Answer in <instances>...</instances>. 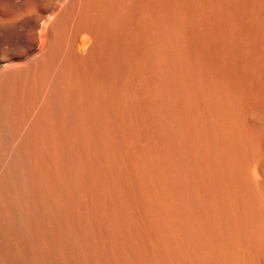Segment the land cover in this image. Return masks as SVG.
<instances>
[{
	"label": "bare ground",
	"instance_id": "bare-ground-1",
	"mask_svg": "<svg viewBox=\"0 0 264 264\" xmlns=\"http://www.w3.org/2000/svg\"><path fill=\"white\" fill-rule=\"evenodd\" d=\"M186 24L189 75L147 56L136 75L151 114L140 145L136 129L96 140L92 126L142 91L124 82L117 99L133 43L158 52ZM96 152L137 264L151 260L128 232L136 205L159 264H264V0H0V264H95Z\"/></svg>",
	"mask_w": 264,
	"mask_h": 264
},
{
	"label": "rangeland",
	"instance_id": "rangeland-1",
	"mask_svg": "<svg viewBox=\"0 0 264 264\" xmlns=\"http://www.w3.org/2000/svg\"><path fill=\"white\" fill-rule=\"evenodd\" d=\"M152 2H153V0H149V4H152ZM185 15H186V20H187V22L189 24V17H188L190 15L189 3L186 4V7H185ZM187 31H189V25L186 24L185 30L183 32L184 33L183 39L181 40V42H179L177 45L170 46L169 48H165V47L164 48H160L158 52H157V50H154V51L153 50H149L148 51L146 48L140 47L139 44L133 43L132 50H131L133 52V55L131 54V60H132L131 63H132V66H134V64H135L137 67H135V66H134L135 68L132 67L134 71H132V74H130L131 76L130 75H128V76L127 75H116V77H117V79H116V81H117V88H118V90H117V99L118 100L121 99V95H120L121 92H122L121 90L124 89V88H122L121 85H123V84L126 83L128 86L126 85L125 88L126 89L128 88V90L131 91V93L134 92L135 89L139 87V86H137L138 83L136 82V80L138 81V77H136V75H142V73L139 71V69L143 65V62L145 60H147V58L149 60V61L147 60V63L149 62L150 65H153V67L155 66L154 63L155 64H159L160 63L161 67L163 66V68L164 67H168V68H170L172 70L181 72L182 75L183 74L184 75H189L190 32H187ZM138 49L141 50V51H139ZM142 49L144 51H142ZM146 52H148V53H146ZM154 52H156V54ZM176 52H177V54H176ZM134 53H135V55H134ZM154 54H155V56H154ZM146 56H147V58H146ZM132 57H133L134 60L132 59ZM153 57H155V58H153ZM157 58H159V59H157ZM138 62H140V63H138ZM135 70H137V71H135ZM135 72H137V73H135ZM143 73L144 74L146 73V76L145 77H147L146 78L147 79V82L149 84H152L154 82V80H153V75H155L154 72L151 71V70L149 71V70L146 69L145 72H143ZM120 86H121V88H119ZM130 86H134V87L131 88ZM135 86H137V87L135 88ZM129 88H131V89H129ZM119 89H121V90H119ZM139 89H140V87H139ZM141 90L142 89H140L139 91H141ZM119 91H121V92H119ZM136 91L137 92H134V93L137 96V94H139L138 93L139 91L138 90H136ZM138 96H141V97L142 96H145V92L142 90ZM138 96L137 97L134 96L135 99H133L131 103H124L122 105V102H121V110H119L116 113L117 114V116H116L117 118L114 121L113 120L111 121V119L110 120L107 119L106 122L105 121H102V122H100L98 124H94V126H92V130L94 131V137H95L96 140H99V139L100 140H103V141L107 142V144H109V145L110 144H114V143H116L118 141H122V139H128L129 136H130L131 129H134V130L136 129L135 131L137 133V137L139 139L138 142H139V145H140V142L142 141V138L144 136L143 133L145 131L144 124H145V122H148L151 119V114H150L149 109L147 107V104H146V101H145V97H142L141 99H139L140 97H138ZM141 101H144L143 102L144 106H142L143 108L140 107L143 104L142 103L139 104V102H141ZM172 102L173 101H171V104H172ZM107 112H108L109 115H112L111 108H109L107 110ZM122 117H124V119L126 120V123H124V126L120 125V121H119ZM167 122H169V123H167V125L172 130V118L169 121H167ZM124 152H125V149H124ZM132 153H135V149L131 150V154ZM168 153H169V159H168V161H169V164H170V166L172 168V163H173V145H172V141H171V143L168 146ZM95 154H97V155H94L93 160H92V165H91V168H90L89 178H88V188H87V199H88V203L90 202L89 205H90V207L92 209V215H93V217H95V218H93L94 219V231H95V234L97 233L96 234L97 235L96 236L97 237V252H96V255H95L94 263L95 264H137L138 260L136 262V259L138 257H137V254L134 253L135 250L134 251H133V249L131 250V248L129 247V244L125 240H124V243L126 242L127 244L126 243H125L126 245L123 244L124 247L122 249H121V246H120L121 243H119V242H121L120 241V237H119V236H121V231L119 233L117 231V227H120V225L122 226L123 225L122 224L123 221H119L117 219V216L114 215L115 214V211H113V210L117 209V207H115V206H117V204H119V203L116 202V200L118 202H119V200L116 198V196H112L111 197L110 196L111 195L110 194V190L107 189L106 187H104V188L102 187L101 188V190H102L101 193L99 192V190H100L99 189V187H100L99 186V183L103 179V178H100V177L103 176L102 170H101V164H100L101 163L100 162L101 154L98 153V152H96ZM122 164L124 166L125 165V162H122ZM119 182L117 183L116 186L119 189V191H121V192H119L118 194H121V196L123 195L122 198H124L125 200H127L128 203L132 202V199H130L131 193L128 190L129 189L128 188L129 187L128 184L126 182L125 183H122V182L119 183ZM168 182H169V185H170V190H172V184H173L172 175H171L170 179L168 180ZM100 185L102 186V183H100ZM120 187H122V188L120 189ZM95 190H96V192H94ZM122 192H123V194H122ZM96 193H98V194H96ZM124 194H126L125 195L126 197L124 196ZM108 197L109 198L111 197V198L109 199ZM95 200L97 202H95ZM111 200H112V203H111ZM112 205H115L114 208H113ZM94 206H97V207H94ZM134 208L137 209L138 206L136 205V207H134ZM136 209H133L132 210V215L131 216H132V218L134 217L133 218L134 220H135V218H137L135 220V223L138 222L137 223L138 226L136 224L137 228L136 227H133L132 228L133 231L128 226L130 229L128 228L129 230L128 229L127 230L129 232V234L132 233V236H131L132 239H135L137 237V239H135V241L137 242V245H139L137 247L139 250H137L136 248L135 249L137 251H139V253L141 251L143 254H144V252H146V253L148 252L147 254L145 253L146 255L145 254L143 255V257L146 258V261L147 260L148 261L151 260L150 261L151 263L149 262L150 264H156V263L159 264V262H156V261H158L157 258L154 257V255L152 256V253H153L154 249L152 248V246L149 243H147V242H149L148 235L145 236L147 233H145L146 231L142 227L141 218L139 216H137V215H139L138 214L139 211H138V209L137 210ZM98 210H99V212L101 210L104 211V213L106 212L105 215H107V216L110 215L109 217H111L113 219V220L111 219L113 222L111 220H108V222L110 221V223H108V222L107 223H101V222L99 223V221H97L98 220V218H97L98 216H95L96 213H97L96 215H99L98 214L99 213ZM133 211L134 212H137V213H134ZM133 213H134L135 216L133 215ZM137 220H139V221H137ZM119 223H121V224H119ZM122 227H124V225ZM138 227H140V229ZM143 233H145V234H143ZM125 237H126V234H125ZM138 242H139V244H138ZM143 249H145V250H143ZM125 252H129L128 254H130V253L131 254L128 255ZM121 259H123V260H121ZM160 264H169V263L168 262H163V263H160Z\"/></svg>",
	"mask_w": 264,
	"mask_h": 264
}]
</instances>
